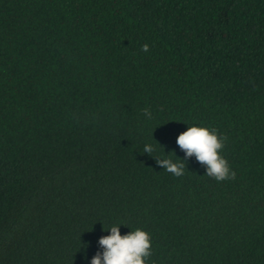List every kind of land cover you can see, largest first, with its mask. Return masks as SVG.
<instances>
[{"label": "trees", "instance_id": "1", "mask_svg": "<svg viewBox=\"0 0 264 264\" xmlns=\"http://www.w3.org/2000/svg\"><path fill=\"white\" fill-rule=\"evenodd\" d=\"M192 124L234 178L183 161ZM120 223L147 264H264V0H0V264H91Z\"/></svg>", "mask_w": 264, "mask_h": 264}, {"label": "clouds", "instance_id": "2", "mask_svg": "<svg viewBox=\"0 0 264 264\" xmlns=\"http://www.w3.org/2000/svg\"><path fill=\"white\" fill-rule=\"evenodd\" d=\"M143 50L147 51L148 45H144ZM145 115L150 116V112L145 110ZM176 143L185 154L183 161L194 156L205 166L208 176L217 181L235 177L227 159L221 154L224 139L217 131L203 125H188L177 136ZM152 151L153 146L146 144L144 153L150 154ZM157 163L176 176L183 175L185 170V164L170 159H162ZM121 225L125 224L120 223L105 229L109 234L101 236L98 241L103 250L91 258V264H147L151 256L150 234L142 228H131L122 235Z\"/></svg>", "mask_w": 264, "mask_h": 264}]
</instances>
